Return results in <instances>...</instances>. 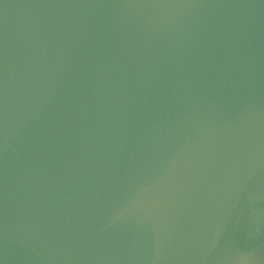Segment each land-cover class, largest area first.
Masks as SVG:
<instances>
[{"label":"water","instance_id":"water-1","mask_svg":"<svg viewBox=\"0 0 264 264\" xmlns=\"http://www.w3.org/2000/svg\"><path fill=\"white\" fill-rule=\"evenodd\" d=\"M0 264H264V0H0Z\"/></svg>","mask_w":264,"mask_h":264}]
</instances>
